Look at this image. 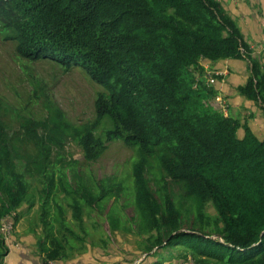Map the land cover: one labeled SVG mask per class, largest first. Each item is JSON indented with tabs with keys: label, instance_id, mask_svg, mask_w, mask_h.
Returning a JSON list of instances; mask_svg holds the SVG:
<instances>
[{
	"label": "trees",
	"instance_id": "1",
	"mask_svg": "<svg viewBox=\"0 0 264 264\" xmlns=\"http://www.w3.org/2000/svg\"><path fill=\"white\" fill-rule=\"evenodd\" d=\"M0 32L21 59L78 67L103 89L95 119L83 124L53 102L35 119L0 98V226L38 177L45 261L84 239L64 205L80 218L113 199L111 229L148 239L146 254L176 247L198 264H264V139L212 106L218 92L203 62L249 61L238 91L263 111L264 69L220 0H0ZM117 141L135 150L125 188L124 179L80 172L67 150L74 142L95 162ZM127 190L134 217L124 221Z\"/></svg>",
	"mask_w": 264,
	"mask_h": 264
},
{
	"label": "rangeland",
	"instance_id": "2",
	"mask_svg": "<svg viewBox=\"0 0 264 264\" xmlns=\"http://www.w3.org/2000/svg\"><path fill=\"white\" fill-rule=\"evenodd\" d=\"M252 57L259 59V54L252 52ZM246 62L251 73V65L249 61L246 60ZM203 65L207 69L209 84L217 91L215 85L222 82L219 79L223 78L227 72L229 73V67L214 68L207 61H204ZM212 77L214 80L210 81ZM102 90L97 82L91 80L78 67L64 72L48 61L28 62L21 59L17 54L16 44L0 32V98L8 102V108L12 113L17 111L21 116L42 119L47 116L45 106L49 101L62 109L72 122L87 123L96 117L95 101ZM225 99L224 95H218L212 101V106L231 116L228 102ZM257 113L264 115V111L260 109ZM233 115L242 124L249 125L256 114L250 108V110L243 109L239 114L233 112ZM16 126L18 127V124ZM239 136H244L242 130L239 131ZM67 150L81 162L78 167L80 172H89L98 181L105 178L118 181L124 179V188L130 186L129 176L135 158L133 148H129L120 141L112 142L95 162L85 161L80 147L74 142L68 145ZM34 178L36 177H33L29 184L28 198L14 211L12 216L3 218L5 220L3 223H8L13 230L8 232V224L0 228V253L6 248L9 250L7 256H0V264H152L154 262L198 264L195 258L187 252L179 256L181 250L176 247L167 250L157 249L146 254L145 247L148 243L145 241L148 239H142L133 233L113 232L107 218L115 203L113 199L90 211L83 210L80 218V214L78 218H75V211L69 208L68 203L66 205L62 203L69 209L67 217L73 230L84 239L75 240V248L70 250L65 257L57 261H45V255L40 253L39 247V240L45 234L44 224L40 222L41 207L44 202V185L38 177ZM60 190L63 191V188ZM128 193V190L122 191L118 202V210L122 216L123 214L125 216L124 221L134 217V207L127 200ZM5 199L6 197L0 194V205ZM207 212L215 215V210L211 205L207 207ZM156 251L160 252L156 253ZM170 253L175 256L171 257Z\"/></svg>",
	"mask_w": 264,
	"mask_h": 264
},
{
	"label": "crops",
	"instance_id": "3",
	"mask_svg": "<svg viewBox=\"0 0 264 264\" xmlns=\"http://www.w3.org/2000/svg\"><path fill=\"white\" fill-rule=\"evenodd\" d=\"M228 13L236 20L245 41L253 53L259 54V60L264 69V0H220ZM261 55V56H260ZM246 60H225L210 65L214 68L229 67L222 82L215 85L218 95H224L229 105V112L241 113L243 109L252 108L255 113L249 127L258 138L264 139V115L257 113L260 106L243 97L238 88L247 83L250 76ZM214 72V71H213ZM220 84V85H219ZM244 107V108H243ZM233 111V112H232ZM263 111V110H262ZM237 119V118H236ZM260 134V135H259Z\"/></svg>",
	"mask_w": 264,
	"mask_h": 264
},
{
	"label": "built area",
	"instance_id": "4",
	"mask_svg": "<svg viewBox=\"0 0 264 264\" xmlns=\"http://www.w3.org/2000/svg\"><path fill=\"white\" fill-rule=\"evenodd\" d=\"M213 80H214V78L211 79V81H213ZM3 221H5V220L3 219V220L1 221V226H0L1 229L3 228V225H4V224H8V223H6V222L3 223ZM8 226H9V224H8ZM11 229H12V227L9 226V230H8V232H9ZM12 230H13V229H12Z\"/></svg>",
	"mask_w": 264,
	"mask_h": 264
},
{
	"label": "clouds",
	"instance_id": "5",
	"mask_svg": "<svg viewBox=\"0 0 264 264\" xmlns=\"http://www.w3.org/2000/svg\"><path fill=\"white\" fill-rule=\"evenodd\" d=\"M212 78H213V77H212ZM212 78H211V79H212ZM210 81H211V80H210ZM2 220H3V219H2Z\"/></svg>",
	"mask_w": 264,
	"mask_h": 264
}]
</instances>
